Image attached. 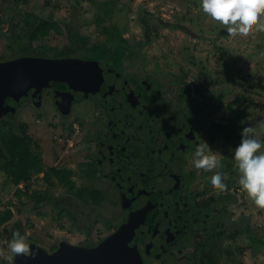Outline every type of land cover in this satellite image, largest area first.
<instances>
[{"label": "rangeland", "instance_id": "374dc122", "mask_svg": "<svg viewBox=\"0 0 264 264\" xmlns=\"http://www.w3.org/2000/svg\"><path fill=\"white\" fill-rule=\"evenodd\" d=\"M96 1L114 8L112 20L126 29L123 38L127 44L144 45V36H148L149 43L142 52L149 61L148 69L153 67L172 82L173 91L188 88L196 103H203L204 111L211 114L208 124L227 126L234 120L238 125V145L234 150L229 148L232 145L227 148L233 151L229 154L231 172L215 178L213 191L214 198L228 199L222 205L215 201L214 208L221 212L212 227L208 225V231L220 232L225 238L214 245V251L220 246L225 248L218 264H230V260L236 264H264V0H115V5L111 0ZM97 12L88 0H0V61L20 58L14 56L5 35L21 15L52 18L60 33H50L34 45L61 49L68 45L64 24L78 28L89 39V45L104 42L93 23ZM141 19H145L147 29ZM175 24L187 27L198 37L187 36ZM42 115L23 103L14 117L26 124L45 166L71 172L75 187L101 188L98 181H84L79 174L78 167L86 164V157L77 121L66 134L52 125L55 120L51 114L45 118ZM227 149L224 142H218L201 166L208 168L215 160L226 158ZM42 176H34L26 188L0 172V209L13 212L12 220L0 231L11 230L19 223L24 236L14 243L6 236L0 239V264H10L15 252L27 253L30 244L50 253L60 242L84 247L98 244L114 232L110 213L113 206L106 200L85 205L67 194L53 177L52 185H45ZM44 190L52 194L53 200H70L76 219L57 218L53 205L35 207L24 194Z\"/></svg>", "mask_w": 264, "mask_h": 264}, {"label": "flooded vegetation", "instance_id": "af4514ba", "mask_svg": "<svg viewBox=\"0 0 264 264\" xmlns=\"http://www.w3.org/2000/svg\"><path fill=\"white\" fill-rule=\"evenodd\" d=\"M174 27L198 37L183 25ZM144 37L147 45L149 38ZM144 45L125 40L96 55L40 57L96 63L92 70L78 65L76 71L89 75L93 86L73 90L65 81L50 82L37 93L28 91L17 107L27 103L43 118L51 114L52 125L66 134L77 121L85 163L94 172L89 182L98 181L101 188H94L102 201L113 206V231L135 219L130 246L136 247L142 264H199L203 255L214 251L216 242L225 239L220 232L208 231L221 212L214 208L215 201L222 205L228 199L214 198L213 191L215 178L231 172L233 151L227 148L237 147L241 132L236 126L229 140L221 137L219 125L207 123L211 114L204 111L203 103H196L188 88L173 91L172 82L153 67L148 69ZM88 89L94 91H84ZM218 142L225 143L227 157L208 168L201 166ZM220 248L224 253L225 248Z\"/></svg>", "mask_w": 264, "mask_h": 264}, {"label": "trees", "instance_id": "16d2710c", "mask_svg": "<svg viewBox=\"0 0 264 264\" xmlns=\"http://www.w3.org/2000/svg\"><path fill=\"white\" fill-rule=\"evenodd\" d=\"M20 1L27 3L28 0ZM88 1L98 9V12L94 15L93 23L99 28V32L105 38L103 43L93 44L89 48V39L82 35L78 28L71 29L68 24H64L68 39L66 47L58 49L56 47H49L46 44L34 45L42 39L47 38L50 33H60V30L56 31L57 23L52 18L43 19L37 15L25 13L21 15L17 22L11 23L10 32L8 31V34L5 35V39L10 48H12L14 56L59 57L81 54L82 52L84 54L91 53V55H96L98 52H108L109 49L105 48V46L125 44L123 35L126 29L120 28L112 20L114 8L99 3L96 0ZM112 3L115 5V0H111ZM141 23L146 24L145 19H141ZM145 29H147V24L145 25ZM15 112L0 115V172L9 180L25 184L26 188L32 178L38 174H43L41 180L48 186L52 185L50 178L53 177L64 188L67 194L73 195L76 201H81L85 205H90L88 202H91L92 205L99 204L103 197L97 189L91 186L75 187L74 181L71 178V172L65 169L48 168L45 166L38 145L27 134L26 124L17 122V117H14ZM236 126L238 125L234 120H230L227 126L219 125V135H222L221 137L225 140H229L235 134ZM229 167H231V164ZM229 167L227 168L229 169ZM90 168L92 166L88 164H82L78 167L79 173L87 181H91L94 178V172ZM24 194L34 203L35 207L43 203L53 205L57 210V218L68 217L71 221L76 219L74 216L75 210L70 200L69 203L61 199L53 200L52 194L47 190L39 192L25 191ZM12 218L13 212L9 208L0 209V228L9 223ZM91 227L88 229L90 230ZM4 236L13 243L21 241L24 237L19 223H15L11 230H1L0 239ZM87 246L93 247L96 244ZM222 254L223 250L221 248L218 251L209 252L208 255L201 257L199 264H218ZM229 263L236 264L235 260H230Z\"/></svg>", "mask_w": 264, "mask_h": 264}, {"label": "water", "instance_id": "95a60500", "mask_svg": "<svg viewBox=\"0 0 264 264\" xmlns=\"http://www.w3.org/2000/svg\"><path fill=\"white\" fill-rule=\"evenodd\" d=\"M78 65L88 71L97 64L75 59L27 56L0 61V115L14 113L21 97L27 96L30 90L37 93L48 87L50 82L65 81L73 90L82 85L93 86L88 79L89 75L76 74ZM136 227L135 219H130L94 247L60 242L49 253L30 244L27 253L15 252L10 264H142L136 247L130 246Z\"/></svg>", "mask_w": 264, "mask_h": 264}]
</instances>
